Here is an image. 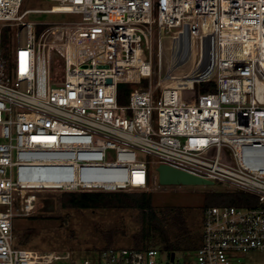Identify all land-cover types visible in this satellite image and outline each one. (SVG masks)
Returning a JSON list of instances; mask_svg holds the SVG:
<instances>
[{"label": "built area", "instance_id": "2783aa9c", "mask_svg": "<svg viewBox=\"0 0 264 264\" xmlns=\"http://www.w3.org/2000/svg\"><path fill=\"white\" fill-rule=\"evenodd\" d=\"M52 1L31 10L80 19L34 24L0 0V264H191L156 245L78 262L12 244L36 191L156 190L160 163L256 198L203 207L193 264L264 250V0Z\"/></svg>", "mask_w": 264, "mask_h": 264}, {"label": "rangeland", "instance_id": "374dc122", "mask_svg": "<svg viewBox=\"0 0 264 264\" xmlns=\"http://www.w3.org/2000/svg\"><path fill=\"white\" fill-rule=\"evenodd\" d=\"M52 0H22L20 11L24 13L22 20L34 24L80 19V15L32 11L36 8H48ZM37 27V25H36ZM11 49L15 48L14 37L9 39ZM184 96L191 97L192 91ZM137 158L151 159V155L138 150ZM108 159H113L109 155ZM150 192L154 209L177 207L183 214L187 235L190 240L200 238L202 226V210L205 194L209 191L230 190L219 181L211 184H159ZM141 191V190H130ZM61 191L40 189L36 191V207L30 216H17L13 219V246L34 248L40 251H54L59 254L68 253L70 259L78 262L84 257L94 258L100 248L105 246L104 233L114 231V246H128L131 234L140 228L139 211L131 208H96L75 209L63 207L60 202ZM168 232L173 235L178 231L168 225ZM27 238V239H25ZM152 245L162 246L157 239ZM163 247V246H162ZM176 256L193 264L195 249L183 247L176 250ZM240 261L234 264H264V250H248L239 253Z\"/></svg>", "mask_w": 264, "mask_h": 264}, {"label": "trees", "instance_id": "16d2710c", "mask_svg": "<svg viewBox=\"0 0 264 264\" xmlns=\"http://www.w3.org/2000/svg\"><path fill=\"white\" fill-rule=\"evenodd\" d=\"M213 86V81L203 82L200 90H212ZM129 90L127 83L118 85V102L123 103L127 100ZM255 201L256 198L249 193L218 190L205 194L203 206L211 204L249 206ZM60 202L63 207L75 209L131 208L138 210L141 225L137 232L131 234V243L128 245L134 248L151 246L156 239L162 243L164 249L170 251L183 247L195 249L198 244V237L194 241L188 238V229L182 212L177 207L154 209L150 192L147 191H61ZM168 225L178 231L171 235L167 230ZM114 234V231L104 233L106 244L103 247L113 246Z\"/></svg>", "mask_w": 264, "mask_h": 264}, {"label": "water", "instance_id": "95a60500", "mask_svg": "<svg viewBox=\"0 0 264 264\" xmlns=\"http://www.w3.org/2000/svg\"><path fill=\"white\" fill-rule=\"evenodd\" d=\"M110 81V79H108ZM159 184H211L212 180L197 176L182 169L160 163L156 166ZM174 252H171V259Z\"/></svg>", "mask_w": 264, "mask_h": 264}, {"label": "bare ground", "instance_id": "6f19581e", "mask_svg": "<svg viewBox=\"0 0 264 264\" xmlns=\"http://www.w3.org/2000/svg\"><path fill=\"white\" fill-rule=\"evenodd\" d=\"M187 91H191V89H190V88H185V89H183V91H182L183 97H184L185 101H187V102H192V101H193L192 96H191V97H186V96H184L185 92H187Z\"/></svg>", "mask_w": 264, "mask_h": 264}]
</instances>
